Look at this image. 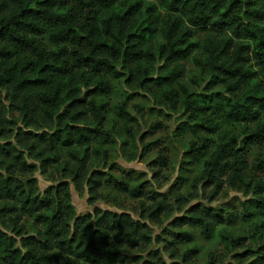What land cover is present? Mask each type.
Listing matches in <instances>:
<instances>
[{
	"label": "trees",
	"instance_id": "1",
	"mask_svg": "<svg viewBox=\"0 0 264 264\" xmlns=\"http://www.w3.org/2000/svg\"><path fill=\"white\" fill-rule=\"evenodd\" d=\"M259 1L0 0V264H128L139 259L129 257L130 250L143 252L154 242L149 224L130 213L96 207L77 215L72 185L80 195L88 189L92 205L106 185L142 198L145 218L156 223L198 197L216 200L226 187L262 198L264 159L249 162L252 149L264 145ZM190 59L209 77L210 95L201 97L180 85L187 73L183 62ZM159 61L171 68L154 78ZM118 82L144 89L172 110L181 102L189 113V128L202 136L187 155L206 157L194 193L183 195L179 179L170 188L173 203L166 195L157 200L159 194L144 185L130 187L105 171L116 168L108 164L104 146L120 136L107 127L109 98ZM216 87L221 90L214 92ZM125 106L118 107V116L128 135L124 145H130L138 132ZM216 112L235 126L233 133L212 120ZM145 140L146 135L142 157L156 148ZM160 156L159 170L166 166ZM96 160L103 161L102 169ZM38 172L53 183L44 191ZM261 198L250 200L245 220L254 216L252 208L264 214ZM146 200L153 205L146 208ZM224 223L222 212L196 204L172 226L199 227L209 239ZM157 239L167 241L171 257L187 264L194 259V250H181L193 241L191 234ZM226 240L235 249L247 245L242 238ZM258 251L256 262L264 264V244ZM256 254L249 248L235 258ZM150 255L144 264H166L159 251Z\"/></svg>",
	"mask_w": 264,
	"mask_h": 264
},
{
	"label": "rangeland",
	"instance_id": "2",
	"mask_svg": "<svg viewBox=\"0 0 264 264\" xmlns=\"http://www.w3.org/2000/svg\"><path fill=\"white\" fill-rule=\"evenodd\" d=\"M258 6L264 10V0H260ZM183 64L187 73L180 80V85L189 92L201 95V97L210 95L212 92L207 90L210 79L201 72L196 62L190 59L184 61ZM163 66L164 63L159 61L157 64L158 72L152 75L154 78H157L159 73H165L171 68H164ZM262 78L264 79V77ZM220 90V87L213 89L214 92ZM194 99L198 100L199 98L195 95ZM109 102L111 108L107 114V127H113L114 131L120 136H117L114 145L104 146V149L108 151V164L116 166L114 169H106L105 171L111 173L120 181L127 182L130 187L144 185L146 190L159 194V196L155 197L157 200L163 199V195H166L168 201L173 203L174 199L170 188L179 179L183 180L184 183L181 190L183 195L194 193L193 184L201 176L203 161L206 157L204 159H193L187 155L192 142L198 141L202 134H195L189 128V113L183 108L181 102L178 104L177 110H172L168 102L163 101L160 103L144 89L129 88L125 82L114 84V91L109 98ZM125 104L126 110L135 119V122L131 123V125L138 132V137L134 144L129 139L130 145H124V140L128 139V135L122 130L123 122L118 116V107ZM212 120L215 123H219L224 132L230 131L233 133L235 131V126L227 125L221 119L220 112H216ZM153 125H157V128L152 131L151 127ZM150 131H152L151 134H149ZM145 135V143H156V148L145 157H142V138ZM211 139L216 144L218 141L217 134H213ZM160 155L166 157V166L160 168L161 170L158 167ZM256 159H264V145L256 146L252 149L249 162L253 164ZM96 161L95 165L102 169L103 161ZM127 174H130V176H127ZM36 176L42 191L53 184L40 172ZM71 187L73 204L77 215L92 213L98 207L102 210L118 213L127 212L134 219L142 220L149 224L152 229L154 242L143 252L130 250L128 253L129 257H138L139 259L131 260L128 264H133L134 262L144 264L146 261L152 260L150 252L155 251L160 252L166 264H187L181 258L171 257L170 252L165 250L167 241H159L157 239V237H162L166 240H172L174 233L180 231L187 232L193 236V241L181 248L182 252L188 250L196 252L194 259L188 264H210L212 259L216 264H257V257L262 255L258 248L264 244V214L252 208L250 212L254 213V216L250 220L244 219L250 200L261 198L251 191L244 192L226 187L216 200L212 201L207 197H198L184 211L175 210L171 217L161 216L160 222L156 223L149 218H145V212H142L139 202L143 200L142 198H131L113 186L106 185L101 190L100 200L92 205L89 202L88 189L85 190L83 195H80L73 185ZM261 199H264V195ZM196 204L213 208L225 215V223L217 227L212 238H206L199 227L185 226L182 230H178L172 226L175 218L185 215V211ZM144 205L148 208L153 205V201L146 200ZM228 237L245 239L247 245L243 248L235 249L226 240ZM249 248L256 251L257 254L247 257L244 261H238L235 258V255L247 253Z\"/></svg>",
	"mask_w": 264,
	"mask_h": 264
}]
</instances>
